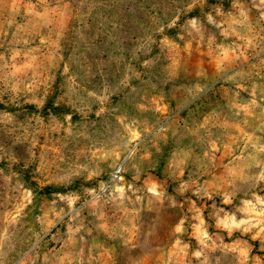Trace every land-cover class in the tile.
<instances>
[{
	"label": "rangeland",
	"instance_id": "1",
	"mask_svg": "<svg viewBox=\"0 0 264 264\" xmlns=\"http://www.w3.org/2000/svg\"><path fill=\"white\" fill-rule=\"evenodd\" d=\"M0 264H264V0H0Z\"/></svg>",
	"mask_w": 264,
	"mask_h": 264
}]
</instances>
